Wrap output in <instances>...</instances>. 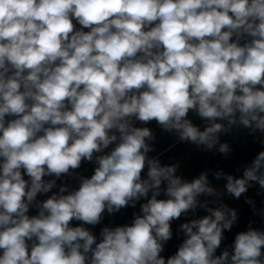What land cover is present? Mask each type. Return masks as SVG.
I'll list each match as a JSON object with an SVG mask.
<instances>
[{
	"label": "clouds",
	"instance_id": "9594fccd",
	"mask_svg": "<svg viewBox=\"0 0 264 264\" xmlns=\"http://www.w3.org/2000/svg\"><path fill=\"white\" fill-rule=\"evenodd\" d=\"M152 122L224 159L234 128L264 148V0H0V264H264L223 202L264 193V150L186 179L149 156Z\"/></svg>",
	"mask_w": 264,
	"mask_h": 264
},
{
	"label": "trees",
	"instance_id": "16d2710c",
	"mask_svg": "<svg viewBox=\"0 0 264 264\" xmlns=\"http://www.w3.org/2000/svg\"><path fill=\"white\" fill-rule=\"evenodd\" d=\"M145 126L151 128L155 136L154 140L149 141V144L154 149V151L149 153V156L159 158L161 163L165 165L179 163L180 168L177 174L186 179L195 178L201 171L206 169L213 171L222 169L226 173H235L237 167L249 163L258 151L264 150L260 143L254 139L252 135H249L248 130L245 129L234 128L230 134L220 135L222 142L230 141L236 147V151L233 155L228 159H224L215 150L204 151L198 149L194 144L180 142L177 133L165 132L155 122ZM203 126H201V128H203ZM260 135L259 132L255 134L256 137H260ZM92 168L93 165L84 163L78 171L85 175H89L91 174ZM235 174H242V169L241 173ZM209 177L211 182L222 192L225 181L223 179L218 181L213 179L211 171L209 172ZM64 180H67L70 184H74V181L68 177H64L63 180H58L57 184L62 183ZM260 192L259 186L256 185L250 188L246 194L247 198H251L255 202V214L253 208L245 202L246 197L242 196L238 201L233 200L231 197H224L223 202L227 203L230 207L236 208L239 213L238 224L233 227L231 232L226 233L227 243H230L234 239V235L237 231L246 230L249 221L254 222L253 227L264 229V217L259 214L260 209L264 207V193L258 194ZM134 211L139 212V204H137L135 209L131 207L123 209L115 216H108L105 214L102 225L130 223ZM204 214L206 213H204L203 210L198 209L195 216L190 214L187 218H196ZM187 218L182 217L181 220L173 222L174 238L167 246L168 253H173L178 246L180 240L176 238L175 230L178 228L179 224L184 222ZM95 231L98 232L99 227H97Z\"/></svg>",
	"mask_w": 264,
	"mask_h": 264
},
{
	"label": "rangeland",
	"instance_id": "374dc122",
	"mask_svg": "<svg viewBox=\"0 0 264 264\" xmlns=\"http://www.w3.org/2000/svg\"><path fill=\"white\" fill-rule=\"evenodd\" d=\"M189 118L192 119L193 122L198 124L200 127L203 126V122H201L194 114L190 113Z\"/></svg>",
	"mask_w": 264,
	"mask_h": 264
}]
</instances>
